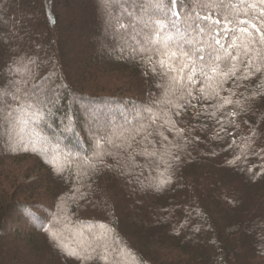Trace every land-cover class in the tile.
<instances>
[{
    "label": "trees",
    "instance_id": "1",
    "mask_svg": "<svg viewBox=\"0 0 264 264\" xmlns=\"http://www.w3.org/2000/svg\"><path fill=\"white\" fill-rule=\"evenodd\" d=\"M92 1L0 0V98L18 96L0 104V264H264V46L215 61L202 19L264 33V4ZM86 16L112 45L97 59L72 32ZM100 116L102 144L80 128Z\"/></svg>",
    "mask_w": 264,
    "mask_h": 264
},
{
    "label": "snow or ice",
    "instance_id": "2",
    "mask_svg": "<svg viewBox=\"0 0 264 264\" xmlns=\"http://www.w3.org/2000/svg\"><path fill=\"white\" fill-rule=\"evenodd\" d=\"M175 0H169V3H174ZM261 4H264V0H260ZM261 16L264 17V9L261 10ZM202 19L206 20L209 22V25L215 24L217 25V28L214 30V35H213V40H214V45L213 44H208L207 47L211 49L207 53V55L212 58L213 53H215L214 60L215 61H220V60H225L228 62L231 61H241V54L243 55H248L247 49L249 44L251 45H260L264 46V33L261 32L260 28L257 26V23L253 22V20L259 19V17H253L248 20H239L238 24L243 25V27H238V28H229L227 26L228 23H231V21H226L225 24H221L220 20H212L210 17L205 16ZM158 24L161 25V27H164L165 25L162 23V21H157ZM175 26V24H173ZM251 28L252 30L255 31L256 35L259 37L257 39L255 36L252 35V32L249 30ZM247 37L249 44H244L243 43V38ZM227 40V44H225L223 41ZM237 40H240L241 43L237 44ZM191 43V41H189ZM196 53H199V60L204 61L205 56H204V49L203 48H196L194 49ZM174 55V54H173ZM185 55H188L185 53ZM244 63H250V61H241ZM163 63V62H162ZM218 64L214 67H212V71L216 72L218 70ZM227 68V71L222 72L221 74L225 77L231 73L233 76L235 75V65L234 64H227L225 65ZM180 71H183V68L180 69ZM193 73L195 72V69H192ZM189 80H192V76L188 77ZM0 87H3V85H0ZM17 92L20 91L18 86H15ZM11 94V98L13 100L18 99V96L16 93H10L5 92L4 97L0 98V104L4 105L5 107L8 106V100L7 96Z\"/></svg>",
    "mask_w": 264,
    "mask_h": 264
},
{
    "label": "rangeland",
    "instance_id": "3",
    "mask_svg": "<svg viewBox=\"0 0 264 264\" xmlns=\"http://www.w3.org/2000/svg\"><path fill=\"white\" fill-rule=\"evenodd\" d=\"M93 2H94V0L92 1V3ZM88 17L89 16H86L83 19L80 18L79 19V22L77 23L76 30H73L72 32H73L74 35H80L82 33L83 28L85 26H88V34H85L86 36L84 38L86 40H84V41L87 42L86 47L89 48L88 54H90V58L97 59L96 49L94 50V48L100 47V45H102V43H104L105 46L103 48V51L106 52V51L109 50V48L112 45L110 43V39L109 38L105 39V34H102L100 32V30H101V26L100 25L102 24V20H100L99 18L93 17V16H90L91 18L90 17L88 18ZM103 21H105V20L103 19ZM63 28H64V26H63ZM64 30H65V33L68 34L67 32H68L69 28L67 26L64 28ZM70 34H71V32H69L68 35L70 36ZM88 37H89V39H88ZM92 50H94V51H92ZM59 52H62V51L59 50ZM56 58H57V56H56ZM71 58H72V55L69 56V61H70ZM72 60L73 59H71V61ZM80 60H81L80 61L81 64L76 63V66L75 67L73 66L72 62L71 63H68V66H70V68L73 69L72 71H74V69L75 70L76 69L78 70V67H79V71L82 69L81 66H82V63H84V59H80ZM52 78L54 79L55 77L52 75ZM79 81H81V79H79ZM85 82H84V84H86V86H89L90 87V85H92V84H87V83H89L88 81H85ZM43 84H44V82H42L41 84H37L36 86L40 90L48 91V88L47 87L46 88H43ZM97 91H99V90H97ZM118 95H123V94H118ZM98 118L101 121H105L106 120V122H104L103 124L102 123H100V124H94V123L89 122L85 118L86 120H85L84 124H81L82 126L79 123L80 128L82 127L81 130H82L83 133H88V131L89 132H92V134H94L95 132H97V133H100L101 132L102 136H100V138H99V143L103 142L106 137H107L106 140L109 141V139H111V138L107 135L106 132H107V129L110 126H112V122L113 121L112 120L111 121H107L108 119L103 120L102 119L103 118L102 116H100ZM136 118H139V115L138 114L137 115L132 114L131 116H126L125 118L124 117H121L120 120H124V121L125 120L126 121L129 120V121H131V120H135ZM114 121H116L117 124H118L119 123L118 122L119 121V118L115 119ZM87 139L90 140L91 138L87 137ZM89 142L91 143V140ZM6 148H7V146L6 147L4 145L0 146V150H4ZM87 163L91 164L93 162L90 161V160H88ZM37 180H38V178H37ZM37 180H36V178H32V179H29V180L24 179L21 183H22V185H30L31 183H33L35 181L37 182ZM40 181H41V179L39 180V182ZM38 185H39V187L42 186V184H38ZM36 187H38V186H36ZM41 200L42 199H38V201H41ZM35 201H37V200H34L33 202H35ZM42 201H44V200H42ZM48 216H49V212H48V215L46 217H48ZM20 229L23 230V231L25 230V228H20ZM39 229H40V227L38 225H35L34 230L36 231V230H39ZM5 233H6V236H13V235H15V230L11 227L10 224H8L7 229L5 230ZM11 254H13V251L11 252ZM155 254L158 255L159 257H161V259L159 261H162V262H165V263H168V264H175V263L176 264H190L189 263L190 259L185 258L186 256H183V259L182 260L181 259L179 260L178 256H176V255L173 256L172 255L173 253L165 254L164 252H160L159 250H155Z\"/></svg>",
    "mask_w": 264,
    "mask_h": 264
}]
</instances>
